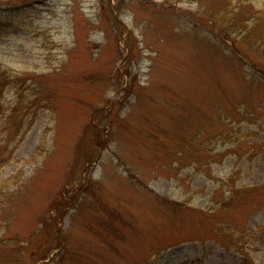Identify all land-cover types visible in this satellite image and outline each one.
I'll return each instance as SVG.
<instances>
[{
  "label": "rangeland",
  "instance_id": "obj_1",
  "mask_svg": "<svg viewBox=\"0 0 264 264\" xmlns=\"http://www.w3.org/2000/svg\"><path fill=\"white\" fill-rule=\"evenodd\" d=\"M238 4L0 0V264H264V79L216 18Z\"/></svg>",
  "mask_w": 264,
  "mask_h": 264
},
{
  "label": "trees",
  "instance_id": "obj_2",
  "mask_svg": "<svg viewBox=\"0 0 264 264\" xmlns=\"http://www.w3.org/2000/svg\"><path fill=\"white\" fill-rule=\"evenodd\" d=\"M216 18L224 27V31L226 32L224 36L225 39L227 40L226 37L230 36L235 48H239L240 50L245 49L242 53L243 59L247 60L245 62L251 64L253 70L257 69L256 74L261 72V77L264 79V0H260L259 3H255L253 0H239L238 7L232 8L223 16H216ZM251 54L253 55L251 56ZM180 149V151L184 150V146ZM199 149L200 148H194V151ZM200 152L201 151H197L194 154ZM192 160L194 159L192 158ZM197 160L199 162L201 161L199 157ZM231 187L232 188H229V190H232L230 191V202L224 199L222 201L217 200L216 206H214V213L221 209L224 210L225 207H229L230 203L235 200L233 194H235L237 190L233 188V185ZM232 199L234 200L232 201ZM219 221L220 219L214 222L218 228L221 224ZM245 230L243 229L242 232L247 236ZM230 237L232 240L236 238L234 234ZM237 243L238 242H235V244ZM243 255L245 259L242 264L250 263L249 255L246 253Z\"/></svg>",
  "mask_w": 264,
  "mask_h": 264
}]
</instances>
